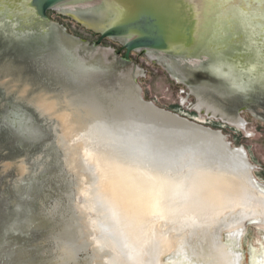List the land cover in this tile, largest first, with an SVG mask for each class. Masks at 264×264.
<instances>
[{
    "label": "rangeland",
    "instance_id": "1",
    "mask_svg": "<svg viewBox=\"0 0 264 264\" xmlns=\"http://www.w3.org/2000/svg\"><path fill=\"white\" fill-rule=\"evenodd\" d=\"M47 17L41 23L22 16L0 70V209L5 213L4 220L0 212V224L5 221L0 226V264L103 261L76 208L80 182L58 141L60 127L5 91L15 83L12 66L20 68L14 62L25 65L19 73L27 74L32 92L51 94L75 125L92 136L155 131L170 140L165 149L171 153L198 145L245 153L252 180L264 186V18L255 34L244 37L256 50L241 41L245 32L228 30L224 39L232 43L225 51H215L227 42L221 36L218 42L212 38L217 47L210 50L202 40L204 58L198 52H133L126 61L123 39L94 46L100 28L114 18L104 3L69 4L48 11ZM52 65L60 73L59 85L51 82ZM139 96L185 120L141 102ZM238 231L234 236L221 231L219 239L240 256L239 264H253V256L264 252V230L252 218ZM183 238L161 256L162 263H195L190 255L197 238ZM181 241L185 243L179 247Z\"/></svg>",
    "mask_w": 264,
    "mask_h": 264
},
{
    "label": "bare ground",
    "instance_id": "2",
    "mask_svg": "<svg viewBox=\"0 0 264 264\" xmlns=\"http://www.w3.org/2000/svg\"><path fill=\"white\" fill-rule=\"evenodd\" d=\"M184 1L185 11L176 8L193 20L195 46L198 43L201 48L202 31L218 42L220 36L226 40L229 30L245 32L241 41L253 47L244 37L261 28L258 20L264 18V0ZM118 5L121 16L125 15ZM229 10L230 14L221 15ZM205 40L208 44L209 39ZM14 64L25 69L24 64ZM12 67L15 83L5 90L7 94L25 103L40 119L60 127L58 141L80 182L81 202L76 208L103 256L97 264H164L161 256L175 249L176 240H183L184 234L197 238L190 255L194 264L240 263V256L219 239L221 231L234 236L252 218L264 230V192L251 178L245 153H224L209 145L171 153L167 151L170 140L155 131L138 136H92L75 125L51 94L43 89L32 92L27 74ZM56 69L50 66L49 75L59 85ZM15 165L20 172L21 167ZM252 262L264 264V252L253 256Z\"/></svg>",
    "mask_w": 264,
    "mask_h": 264
},
{
    "label": "water",
    "instance_id": "3",
    "mask_svg": "<svg viewBox=\"0 0 264 264\" xmlns=\"http://www.w3.org/2000/svg\"><path fill=\"white\" fill-rule=\"evenodd\" d=\"M86 2L92 3V5L104 3L114 15L110 22L100 28L99 38L94 43L95 47L99 46L105 39H123L122 49L125 51L123 59L126 61L129 60V55L133 52H140L141 54L174 52L186 56H194L198 52L197 55L202 58L205 57L203 52L199 51L198 43L196 46L194 45L196 40L192 31L193 20L188 19L184 12L180 13V10L176 8L178 5L181 10L183 9L182 11H185L184 0H99L97 2L94 0H0V70L8 55L22 16L25 19L34 18L42 23L48 20L47 12L50 10L69 4ZM115 2L122 5L125 15L121 16L118 9L120 5H116ZM205 33L207 32L202 31L201 35L204 41L209 39L206 48H216V42L207 37ZM231 40L236 41L232 37ZM231 43L227 41L222 46H218L215 51H225ZM136 92L138 93V91ZM139 98L141 102L151 104L145 102L140 96ZM154 108L162 110L155 106ZM164 112L177 116L167 111ZM202 128L216 132L209 128ZM218 133L222 136L220 132ZM228 146L230 147L229 144ZM257 185L264 189L263 185L258 183ZM0 212L4 217L5 213L1 209ZM3 223L0 226H3Z\"/></svg>",
    "mask_w": 264,
    "mask_h": 264
}]
</instances>
